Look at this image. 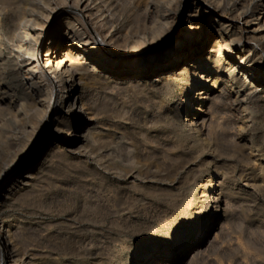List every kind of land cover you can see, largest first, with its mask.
<instances>
[{
    "label": "bare ground",
    "instance_id": "6f19581e",
    "mask_svg": "<svg viewBox=\"0 0 264 264\" xmlns=\"http://www.w3.org/2000/svg\"><path fill=\"white\" fill-rule=\"evenodd\" d=\"M176 3L187 12L179 31L172 16ZM0 19L10 24L7 32L0 28V264L31 263L16 245L24 235L20 223L2 213L11 201L31 195L55 161L88 152L100 131L95 119L104 112L100 101H91L95 92L109 100L124 88L140 94L182 81L186 92L174 104L157 103L164 112L161 122L170 129L168 139L174 131L179 141L182 135L172 126L181 120L180 129L202 150L214 105L233 98L236 111H244L242 96L264 94V0H0ZM138 135L131 145V170L114 169L132 191L127 196L133 204L161 190L149 163L164 140ZM240 151L251 157L254 146L243 143ZM224 178L200 182L193 198L212 203L213 211L177 244L194 235L204 240L218 212L224 217ZM176 254L152 249L137 264H172Z\"/></svg>",
    "mask_w": 264,
    "mask_h": 264
},
{
    "label": "rangeland",
    "instance_id": "374dc122",
    "mask_svg": "<svg viewBox=\"0 0 264 264\" xmlns=\"http://www.w3.org/2000/svg\"><path fill=\"white\" fill-rule=\"evenodd\" d=\"M179 4L172 10V16L178 18V31L187 16ZM0 20L1 30L7 32L10 24ZM159 85L144 88L140 94L124 88L109 100L95 92L91 101H100L104 112L95 119L100 131L89 143L88 152L55 161L31 195L8 203L2 214L10 217L9 222L20 223L24 235L16 245L30 258V264H137L152 249L163 248L176 251L172 264H264V94L242 96L244 111H236L233 98L214 105L206 116L202 150L180 129L181 120L172 128L183 139L172 137L174 131L168 139L170 129L161 122L164 112L157 103L174 104L186 87L179 80ZM142 132L153 140H164L161 150L169 154L157 147L159 155L149 163L151 171L156 170L160 195L153 199L143 196L142 202L133 204L131 195L127 196L132 191L128 192L114 169L131 170V145ZM243 143H252L253 156L241 153ZM161 153L170 160H163ZM97 160L110 167L102 168ZM208 176L225 177V215L218 212L219 219L204 240L194 235L177 244L178 237L186 236L190 227L213 211L212 203L193 198Z\"/></svg>",
    "mask_w": 264,
    "mask_h": 264
}]
</instances>
